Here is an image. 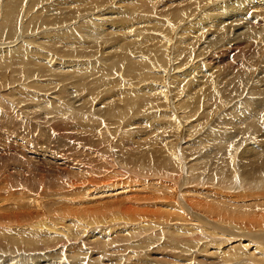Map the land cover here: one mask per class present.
<instances>
[{"label":"bare ground","instance_id":"6f19581e","mask_svg":"<svg viewBox=\"0 0 264 264\" xmlns=\"http://www.w3.org/2000/svg\"><path fill=\"white\" fill-rule=\"evenodd\" d=\"M108 1L111 0H59L62 10L56 8L51 16L50 9L41 8L37 12L39 15L36 13L25 23L24 32L47 26L60 28L62 23L65 26ZM136 1L144 4L142 0ZM191 1L190 6L176 8L175 17L171 9L156 13L154 4L145 7L134 3L135 6L124 8L127 11L121 13L107 8L87 22H76V28L41 35L33 42L35 46L22 48L15 45L16 49H13L10 46L21 39L17 36L18 17L25 0H5L3 6L0 0L3 11L0 16V112L22 122H26V118L33 120V128L38 131L48 132L42 124L61 121L63 137L86 139L87 150L102 163V171L91 179H82L74 170L75 164L64 167L68 160H62L61 155L38 158L41 166L48 167L47 181L63 178L66 171L67 187L56 183L57 188L66 191L65 194L49 197L38 191L37 198L32 201L26 192L10 191L13 185L0 178V253L3 254H0V264H11L24 257L32 264H63L60 262L63 256L68 258V264H83L85 259L87 264H94L104 258L110 259V263L102 264H264V201L238 206L234 203L235 196L224 197L226 191L235 190L226 178L234 173L236 165L241 174L248 170L264 176V145L251 147L248 144L234 161L238 145L241 147L254 140L264 142V65L255 72L258 59L264 61V0ZM40 4L47 2L31 0L26 12ZM211 4H217L216 9L209 12L203 9ZM139 10L147 11L138 13ZM215 14L219 15L212 19ZM161 29L168 30L165 37H161ZM47 38L49 41L45 42ZM251 43L250 48L256 50L252 64H242L236 70H222L213 65L221 46L227 47L233 62L235 54L244 55L241 50ZM169 50L173 63L171 70H186L191 61L192 67L178 75L171 73L167 61ZM198 60H209L211 67H206L203 62L196 63ZM155 82H160V86H152ZM248 89L260 97L251 102L254 107L245 103L252 93ZM168 100L174 101L170 110H167ZM232 104L241 106L232 112L235 124L232 132L218 131L206 144H216L215 149L223 156V161L215 168L209 156L194 159L195 149L201 150L202 146H185L183 138L176 140L181 127L185 130L184 139L188 138L211 118L219 121L216 111ZM122 106L128 111L137 106L148 111L140 119L143 124L151 121L152 111L162 107L166 109L162 115L169 118L150 128L140 125L134 133L126 134L123 120H115L118 116L115 112ZM66 109L71 112L86 109V115L92 121H104L111 111L114 113L106 124L78 119L73 130L69 122L61 118ZM240 112L242 115L237 117ZM52 130L56 131L54 127ZM25 133L23 136H29ZM123 134L131 137L126 139L131 144L120 138ZM169 134L176 137L170 139ZM164 138L170 145L166 148L169 157L162 159L158 166L141 168L150 174L148 177L142 174L130 177L132 187L131 183L123 186L124 179L113 178L124 172L122 167L110 165L119 162V154L125 153L129 163L151 165L163 147ZM235 138L240 139L233 144ZM43 149L33 147L31 151L44 156ZM186 150L193 151L185 156L182 153ZM82 155L90 158L88 162L99 163L86 152ZM44 158L47 161L43 162ZM240 158L247 160L240 164ZM52 163L57 167L59 177L49 169ZM181 164L186 170L180 171ZM28 166L38 168L32 163ZM2 168L6 169L4 165ZM9 169L22 177L23 186L30 182V177L37 184L34 174L26 167ZM225 172L228 174L224 176ZM184 173L189 177H185L186 187H192L183 189L181 181L166 189V181H173L178 174ZM199 179L201 182L193 185ZM214 179L220 189L218 194L196 190L197 186L209 185ZM45 190L49 188L45 186ZM179 193L182 202H178ZM161 197H167L171 203L162 202ZM54 203H62L67 212L50 218L51 206L47 205ZM220 204L231 211L249 207L219 220L245 234L237 235L213 225L218 219L205 222L199 217L198 223L205 226L199 227L204 230L203 236L196 238L190 235L196 229L183 226L171 229L175 234L167 240L165 226L169 214L185 221L183 216L190 215L192 209L202 206L210 212ZM125 222L131 223V232L126 235L128 228L120 227V223ZM217 235H221L223 243H219L221 240ZM183 244L186 245L184 249L181 248ZM123 253L126 254L123 256Z\"/></svg>","mask_w":264,"mask_h":264},{"label":"rangeland","instance_id":"374dc122","mask_svg":"<svg viewBox=\"0 0 264 264\" xmlns=\"http://www.w3.org/2000/svg\"><path fill=\"white\" fill-rule=\"evenodd\" d=\"M3 1H5V0H2V6H3ZM49 1H50V4H49ZM71 1H73V0H71ZM142 1L144 2V4H142L136 0H125V1L124 0H111V1L107 2L108 4L103 5L102 7H100L99 9H97L95 11L88 12V13H85V14L79 16L77 19L70 22L69 24H65V26H63L64 24L62 23L60 28L58 26L57 27L54 26L55 28L52 26H47L45 28H40L39 30L24 32L23 27H24L25 23L30 21L32 19V17L34 15H36V13L41 8H45L46 10L50 9L48 11L50 14L53 13L54 11H57V9L62 10V5L59 3V0H46L47 4H43V5L40 4L41 6L39 5L33 9L29 10L28 12H26L27 6L31 2V0H25L21 14L18 17V22H19L18 24L20 27L17 30V36L18 37L21 36V39L19 40V42L16 41L17 40L16 39L15 40L16 42H14V45H11L10 47L13 49H16V46L22 47V48L23 47L26 48L28 46H35V44L33 42L36 39H38L41 35L46 36V35L51 34L53 31H54L53 33H55L57 31L62 32V31L69 30L70 28H76V26H75L76 22H78V23L87 22L89 19L96 17L99 14L104 13L107 10V8L108 9L110 8L112 11L117 10L118 13H121V12L126 10L124 8H131L134 5V3H135V5H143L145 7L149 4H154L155 10L157 9L155 11L156 13H160V12L162 13V10H164L163 12H165V11H167V9H171V10H174V12L172 13L174 16L176 14L175 13L176 8H179L181 5L182 6H184V5L190 6L193 4L192 1H191L192 3L189 2L190 0H184V1H182V0H169V1H167V0H161V1L160 0H152L151 1L150 0L151 2L147 1V0H142ZM227 1H229V0H227ZM227 1H224V2H227ZM212 2H214V1H212ZM57 3H59V4H57ZM217 3L219 4V2H217ZM53 4L57 5V6L55 7ZM58 5L60 6L61 9L58 7ZM216 5L214 6V4L213 5L211 4L209 6L210 10H209V8H206V7L203 9L207 10L209 12L212 10V8L216 9ZM73 6H71V7H73ZM51 8H52V10H51ZM53 8L54 9L57 8V9L53 10ZM143 11H147V10H139L138 13H141ZM42 12H41V14H42ZM48 12H47V14H48ZM1 13H3V11H1V9H0V16L2 15ZM201 13L205 14L204 12H201ZM50 14H48V16L46 18L50 17L49 16ZM218 15L219 14H215L211 18L213 19V18L217 17ZM51 16H52V14H51ZM185 22H186V20H185ZM192 22H190V23H192ZM185 24L187 25L188 22H186ZM152 25H153V23L150 25V30H151ZM30 26L31 27L33 26L32 23ZM191 30H193V29H191ZM167 31L168 30L161 29V37H165ZM187 34H188V32L185 35H187ZM149 38H151V35ZM175 40H176V38H175V36H173V41H175ZM47 41H49L48 38L46 39L45 42H47ZM251 45H252V43L247 44V45H245L246 49L241 50V52H243L244 55L238 56L237 54H235L236 59L233 62H231L232 54H230L229 51L226 50L227 47L221 46V49L219 50L217 55H215V57L217 58V61L215 63H213V65L220 66L222 68V70L223 69L224 70H236L242 64H252L254 61V58L256 57V50H253L252 47L250 48ZM254 47L255 46L253 44V48ZM153 48H155V47H153ZM249 48H250V50L248 51ZM51 54L52 53H50L48 55H51ZM171 57H172V55L170 56V50H169L167 61L169 63L168 66H169L170 70L173 66V63L170 61ZM179 60H180V57L176 60L177 65L179 63ZM186 62L187 61H185V63ZM201 62H203V61L198 60L196 63L199 64ZM203 64L206 65V67H211L212 63L209 60H206L205 62H203ZM192 65H193V63L191 61L189 63V66H188V64L186 65V66H188V67H186V70L191 68ZM225 65H226V67H225ZM257 65L258 66L256 67L255 72H256V70L259 71V69L263 67L264 61H262L259 58L257 61ZM186 70H182V69L178 68V69H176V71L171 70V73L173 72L174 74L178 75V74L183 73ZM191 79H192V77H191ZM218 80L221 81L220 79H218ZM168 81H169V79H168ZM152 86H154V87L160 86V82H155ZM104 89H106V87H103V90ZM248 90H251V89H248ZM251 92L252 93L250 94V97L246 100L245 103L249 106L254 107L251 104V102L260 99V97L256 93H254L252 90H251ZM168 98H169V94H168ZM242 100H244V99H242ZM173 103H174V101L168 100V109L167 110L171 109ZM240 108H241V106L234 107V104L226 105V107H222L221 109L217 110L215 113V114H217V117H220L219 121H214V119L211 118L209 121L205 122V124L197 132H195L194 134H192L191 136H189L188 138H185V139H184L185 130L182 129V127H181V132L179 134V137L176 140H182V138H183L182 141L186 144L185 146H192V145L201 144V146H202L201 150L195 149V153L193 155L194 159H202L205 156H209L211 162L213 163V166L216 168L223 161V156L216 151V149H215L217 146L216 144H212L210 146H207L206 144L208 143V140L214 134H216L218 131H224V133H228L230 131L232 132L233 128L235 127V124L233 123V118H232V114H234V113H232V112L234 111V109H240ZM66 110H67V112L61 118H65L69 122L70 127L73 130L77 127L75 123L78 121V119H82V120L90 121V122H95L97 124L98 123L106 124L109 121H111V117L114 113L111 111V113L109 114V117L107 119H105L104 121H100V120H95V121L93 120L92 121L89 117H87L86 114H88V113H87L86 109H83L82 111H79L77 109V110H75L76 112H71L68 109H66ZM164 110H166V109H164V107H162V109H155L154 111H152V113L150 115V116H152L151 121L147 124H143L140 122V119L143 116H146L148 114V111L139 109L138 106L134 107L130 111H128L125 107L122 106V108L120 110L115 112V114L118 115L116 117L117 119H115V120H123V124H125L124 129L127 131L126 134L127 133H134L135 131L138 130V127L140 125L145 127V128H150L153 125H156V124L168 119L169 117L162 115V112ZM125 114H130V116L127 117V116H125ZM240 114L242 115V113L240 112L239 114H237V117H239ZM195 120H196V118L191 120L192 123H194ZM18 121H20V123H18ZM33 123H34L33 120H29L26 118V122H22L18 118H12L8 114L0 112V171H2V172H0V178H1V181L10 182L13 185V189H11L10 191L26 192L28 195H30L29 201H32V199L37 198V192L38 191H41L42 196H45L47 194L49 197H55V196L60 195V194H65L66 191H63V189L57 188L55 184L57 183L60 185H64V187H67L65 185V177L67 176L68 173L66 171H64L63 178H59L58 180L52 181V182L47 181L48 180V174H49L48 173L49 172L48 167L43 166V165L41 166L39 161H38V158L48 157L50 154L51 155H55V154L61 155L62 160L67 158L68 161H67V163L64 164V167H69V165L75 164L74 170L79 173V176L82 179H87V178L91 179L95 174L102 171V168H101L102 163L100 162V160L94 154H92L90 150L89 151L87 150L88 142L86 139H81L79 137L78 140H74V139L67 140L63 137L62 129L64 128V124L61 121L58 124H52V125L42 124V127L47 129L48 132H45L44 130H40V129H39L40 131H38L37 129H34ZM228 125H230V127H227ZM52 127L55 128V130H56L55 132H53ZM23 132L28 133L29 136H27V135L23 136ZM89 133H91V132H89ZM92 133H94V132H92ZM126 134L121 135L120 138H123L126 143L131 144L130 141H126V139L131 138L129 135L126 136ZM93 137H94V134H93ZM175 137H176L175 134H169L170 139L175 138ZM239 139L240 138L233 139L232 140L233 144L238 143ZM31 142H32V144H31ZM248 144H250L251 147H254V146L264 145V142L262 143V141H255L254 140V141H249V142L245 143L241 147H240V145H238V149L236 151L237 154L234 155L235 156L234 161L236 158L239 159L241 152L244 149L248 148ZM168 146H170L168 139L164 138L162 149L155 155V162L151 165H148V166H141V165L129 163L127 161V155L125 153L119 154L118 155L119 162L115 166H113L112 164H110V165L113 168H117V167L121 168L122 167L124 172L119 174V175H114L113 178L124 179L125 184L123 186L127 187L128 184L131 183L130 177L135 176V174H142L143 176L148 177L150 174L149 173L146 174V170H140V169L141 168L147 169L151 166H158V163L162 159L169 157V152H166V148ZM33 147L35 149L38 147H40L42 149L45 148V149H43V151L45 152L44 156L41 153H38L37 151H31L33 149ZM211 149H213L212 152L210 154H208V151H210ZM45 150H47L49 153ZM191 151H193V150H190V151L186 150L182 154H184L186 156ZM82 152H86V153L90 154L91 159H93V160L98 159L99 163L96 161L95 162H88L87 160H90V158H85L82 155ZM46 154H47V156H46ZM246 160L247 159L240 158V164L242 162H245ZM42 161L43 162L47 161V158H44ZM30 163L36 164L38 166V168L35 169L32 167H29L28 165ZM2 165H4L6 167V169H3ZM51 165H49V166H51L49 169L52 171V174L59 177L60 173H57V171H58L57 167L53 166V165H55L54 163H52ZM60 165H62L61 161H60ZM15 166L16 167L18 166L20 169H22V168L24 169L26 167L27 170H30L34 174L33 178L37 181V184H35L32 181V177H30L31 178L30 182L26 186H23L22 177L19 174L12 173V171L9 169V167L11 168V167H15ZM236 167L238 169V173H237ZM236 167L234 168V173L232 175H230L228 178H226V179L230 180V182H231L228 185L235 187V190L234 191H226L224 193V197L235 196V202L234 203L238 206L239 205H245V204L262 203L264 201V176H262V175L257 176L256 173H254L253 171L249 173L248 170L246 172L244 171V173L242 172V174H241V172L239 171V165H236ZM172 169H173V166H172ZM181 170H186V169L182 168V164L180 167V171ZM227 174H228V172H225L224 176ZM185 177L189 178L188 173L178 174L177 178L175 180L166 181L167 182L166 189L172 183L181 182V181H182L183 189L187 188V187L188 188L192 187V186L186 187L187 182L185 183V181H186ZM190 178H192V177H190ZM136 179L137 178L135 177V181H136ZM200 180L201 179H199V181H197V182H194L193 185L200 183L201 182ZM223 180H225V179H223ZM207 181H209V180H207ZM223 182H225V181H223ZM40 183H42L43 186H40ZM45 186H47L49 188L48 191L45 190ZM131 187H132V183H131ZM102 190H104V188H102ZM196 190L203 191V192L212 191V192H216L217 194L220 192V189L216 186L215 179L212 180L209 185L197 186ZM180 193L178 194V202L179 201L182 202V197H181ZM161 201L164 203H171V200L168 199L167 197H161ZM47 206H51L50 210H51L52 214L50 215V218H52L55 215H59L61 213L67 212V209L65 207H63L62 203H54L52 205H47ZM248 209H249V207L239 208L237 210L231 211L230 209L224 208V206L222 204H220L216 209H214V211L207 212L201 206V208L192 209L190 215H187L186 217L183 216L185 218V221L178 219V217L174 216V215L173 216H171L170 214L168 216L166 215L168 217V222H167V225L165 226V231L167 233L166 234L167 240H169V238H171V235L175 234V232L170 231L171 229H177V228H181L183 226H187L188 228L192 227V228L196 229L195 232L190 233V235H195L196 238L201 237V234L203 236L204 235L203 228H205V226L203 227L199 224L200 222L198 223L197 220L199 219V217H201L205 222H208V220L218 219V222H214L213 225H216V226H219L222 228H226V229L232 231L233 233H235L237 235L245 234L244 233L245 231H239V230L237 231L231 225H229L225 222H221L219 220H221L227 214H230L232 212H240V211H244V210H248ZM182 212H184L183 209H182ZM45 219L49 220L48 218H45ZM238 221H239V223L243 224L242 220H238ZM193 222H195V223H193ZM120 224H121L120 227L128 228V231L124 233L125 235L131 232V223L125 222V223H120ZM122 224H124V225H122ZM218 224H221V225H218ZM192 225L198 226V227H193ZM199 227H203V228L200 229ZM217 237L221 240L219 243H223V239H222L221 235H217ZM195 239H193L191 241L193 242ZM210 239H214V238L210 237ZM134 242L135 241L133 240L132 244ZM163 243H165V241H162V244ZM181 248L182 249L186 248V245L183 244L181 246ZM251 248H252V245H250V247H249L250 251H252ZM169 249H171V248H169ZM0 254L3 255L2 253H0ZM103 254H104V252H103ZM125 254L126 253H123V256ZM20 256L23 258L25 256V253H23ZM65 258L66 257L63 256L62 260H60V262L63 264L64 263L68 264L67 263L68 258H66V259ZM105 259L106 258L101 259L98 262L95 261L94 264H96V263L102 264L103 262L110 263L109 262L110 259H106V260ZM179 261H183V260L179 259ZM87 262H88L87 259H85V262L83 264H87ZM32 263L33 262H30V260L27 262L25 257L22 260L20 258H18L17 262L15 260H14V262H11V264H32ZM70 264H71V262H70Z\"/></svg>","mask_w":264,"mask_h":264}]
</instances>
